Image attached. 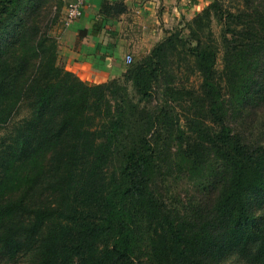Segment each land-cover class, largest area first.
<instances>
[{
  "label": "trees",
  "instance_id": "obj_1",
  "mask_svg": "<svg viewBox=\"0 0 264 264\" xmlns=\"http://www.w3.org/2000/svg\"><path fill=\"white\" fill-rule=\"evenodd\" d=\"M48 1L0 0V256L264 264V0H211L98 85L59 64Z\"/></svg>",
  "mask_w": 264,
  "mask_h": 264
},
{
  "label": "crops",
  "instance_id": "obj_2",
  "mask_svg": "<svg viewBox=\"0 0 264 264\" xmlns=\"http://www.w3.org/2000/svg\"><path fill=\"white\" fill-rule=\"evenodd\" d=\"M63 0L61 18L51 31L58 42V62L88 84L117 79L124 73L123 56L131 55L134 31L152 48L166 34L205 9L211 0H86L83 16L65 26L68 5ZM105 3L113 5L110 15L102 14ZM125 6L123 12L115 10Z\"/></svg>",
  "mask_w": 264,
  "mask_h": 264
},
{
  "label": "rangeland",
  "instance_id": "obj_3",
  "mask_svg": "<svg viewBox=\"0 0 264 264\" xmlns=\"http://www.w3.org/2000/svg\"><path fill=\"white\" fill-rule=\"evenodd\" d=\"M56 5L58 6V10H56V8H57ZM63 7H64V5H63L62 0H49L48 5L46 6V9H43L40 11L39 19H43V18L47 17L49 15V13H52L51 18L56 21L59 18ZM116 10H119V9L117 8ZM57 22L53 24L51 31L56 26ZM215 24L217 26L216 22H215ZM134 34L136 35V37H139V38L134 39L132 41V49L130 51V54L133 56L134 61H136V60L143 61L149 56V54L151 53V51L153 50V48L157 44L155 46H153L152 48H150L148 43L146 44L145 40L140 39V37H142L141 32L136 30V31H134ZM123 62H124V73L122 74L121 77H119L117 79H123L124 75L128 71L129 66L125 62V56H123ZM219 66H220V68L222 66V59L221 58L219 59ZM110 81H106L103 83H107ZM100 84H102V83H100ZM94 85H98V84H94ZM25 113L26 112L23 111L22 115H25ZM2 133L3 132L0 130V135ZM166 188H167L168 194L170 193L172 196L177 197V198H175V197L174 198L176 199L177 203L180 204L183 211L188 210L189 204L192 202V200L194 203L199 204L200 200L205 198L203 193L200 192L196 188L195 184H193V182L190 180L189 177L184 176L182 178H177L176 180L172 179L168 183V186ZM253 199H254V197H251L249 199V204L251 205L252 211L253 212L255 211L254 213H256V212L260 213L262 215V217L264 218V202H263V200L259 199V198L254 199V200ZM261 223H262V225L264 224V219H262ZM0 264H35V263H34V259L31 257L30 254H23V255H18V256H11V257L0 256ZM219 264H248V260L245 257L240 256L239 251L237 249H234L231 252H229L222 259V261Z\"/></svg>",
  "mask_w": 264,
  "mask_h": 264
},
{
  "label": "built area",
  "instance_id": "obj_4",
  "mask_svg": "<svg viewBox=\"0 0 264 264\" xmlns=\"http://www.w3.org/2000/svg\"><path fill=\"white\" fill-rule=\"evenodd\" d=\"M85 5L86 0H74L68 5L64 23L65 26H69L83 16ZM125 62L127 65H130L133 62V56L127 55Z\"/></svg>",
  "mask_w": 264,
  "mask_h": 264
}]
</instances>
